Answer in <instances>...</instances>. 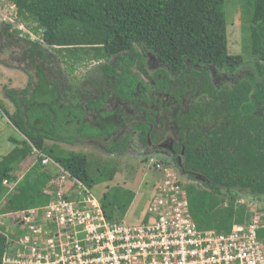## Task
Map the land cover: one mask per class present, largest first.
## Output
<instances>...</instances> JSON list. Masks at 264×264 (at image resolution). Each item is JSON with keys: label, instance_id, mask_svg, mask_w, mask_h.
<instances>
[{"label": "trees", "instance_id": "obj_1", "mask_svg": "<svg viewBox=\"0 0 264 264\" xmlns=\"http://www.w3.org/2000/svg\"><path fill=\"white\" fill-rule=\"evenodd\" d=\"M17 18L38 34L40 41L12 24L0 23V65L22 70L27 75L22 90L5 89L15 110L8 113L0 101V110L22 135L10 137L13 147L0 159V215L45 205L44 192L52 171L35 156L33 163L18 176L19 166L33 148L52 159L64 170L88 186L111 181L116 173L111 161L91 165L81 152L65 150L58 142L64 135L91 137L108 135L116 125L103 124L111 114L105 111L109 97L121 103L147 102L145 92H135L140 79L131 67L142 61L136 48L152 52L174 72L180 82L189 78L193 65L216 66L234 70L243 63L239 54L227 50L224 0H8ZM243 30L248 33V51L256 59L255 69L264 90V0H241ZM131 57L127 59V55ZM116 58L113 65H102L110 74V92H99L87 99L83 92H67L60 59L69 71L84 61ZM34 78L36 80L34 81ZM255 80L246 77L219 97L210 92L208 101L195 103L173 122L180 141L173 145L174 155L182 152L178 170L189 180L200 177L205 188L185 185L191 217L199 229L228 233L233 224L249 222L252 213L244 204L225 202L223 190L245 189L252 196H264V92ZM244 89L243 92H238ZM184 92H174L180 102ZM88 111L101 118L99 129L91 128ZM143 111V108H140ZM256 111V112H254ZM208 113L221 122L209 124ZM104 116H103V115ZM198 116V120L194 119ZM147 121L134 122L143 144L157 141L158 132ZM93 127V126H92ZM46 140L52 144H46ZM111 153L123 152L124 144L110 143ZM134 192L123 186L107 188L100 199L108 220L120 221L126 214ZM264 247V227L257 230ZM6 238L0 233V261Z\"/></svg>", "mask_w": 264, "mask_h": 264}, {"label": "built area", "instance_id": "obj_2", "mask_svg": "<svg viewBox=\"0 0 264 264\" xmlns=\"http://www.w3.org/2000/svg\"><path fill=\"white\" fill-rule=\"evenodd\" d=\"M33 154L51 166L44 189L49 200L0 215L6 238L0 264H264L257 236L264 214L233 224L228 233L199 229L189 211L187 182L167 172L141 223L108 220L90 186L35 148Z\"/></svg>", "mask_w": 264, "mask_h": 264}, {"label": "rangeland", "instance_id": "obj_3", "mask_svg": "<svg viewBox=\"0 0 264 264\" xmlns=\"http://www.w3.org/2000/svg\"><path fill=\"white\" fill-rule=\"evenodd\" d=\"M241 0H224L223 10L226 20L227 50L229 54H239L243 57V63L236 68L234 74L213 70V78L216 82L226 81L232 82L238 76L243 74H252L254 71L256 59L252 58L248 51V33L243 30V26L247 25V21H242ZM8 22L13 27L19 28L28 33L33 40L40 41L38 34L30 33V27L34 26L17 18L15 7L8 0H0V23ZM244 24V25H243ZM142 55V61L138 60L132 67V74L139 78L142 85H148L149 91L155 92L151 85L156 77L153 75L155 70L162 69L171 79L174 74L160 62L155 55L144 49V51L136 48ZM7 54L3 53L0 58H7ZM131 57L127 55V59ZM116 61L115 57L101 61H84L77 64L72 72L60 61H57L56 67L62 71V79L64 86H68L67 92H83L87 99L93 98L99 92H110L109 87L112 84V78L102 65H113ZM264 65V62H262ZM0 65V101L8 113H13L15 107L7 98L5 89L22 90L26 86L27 75L20 69L8 68ZM256 70V69H255ZM36 78H34V81ZM151 85V86H149ZM160 96H156L159 99ZM161 100V97H160ZM144 105L143 103H140ZM131 112H126V109ZM105 111L110 113V120H105L103 124L118 125L113 133L108 135H95L91 137L77 136L73 133L64 135L65 142H58L59 147L65 150L84 153L91 165L103 164L111 161L116 168V173L111 181L100 182L90 186L92 193L99 200L103 192L111 186H123L134 192V198L122 218V221L129 225H137L141 223L147 214L148 206L156 187L162 183L166 173H174L182 181L194 183L200 188H205L203 180L196 177L189 180L182 174L168 149L161 147H145L138 138V131L132 127V123L143 118L133 107L119 106L116 99L109 97ZM125 116L121 118L119 116ZM103 115V114H102ZM104 116V115H103ZM86 119L90 123L91 128L99 129L101 126V118L93 111H88ZM93 126V127H92ZM10 137L20 139L22 135L14 128L7 117L0 114V159L13 147ZM124 144L123 152L111 153L107 148L110 143ZM52 141L46 140V144H52ZM168 151V152H166ZM32 153L20 166L16 174L21 176L25 170L33 163L35 156ZM159 164L161 169L155 167ZM51 168V166H49ZM163 169H166L165 172ZM225 202L234 201L235 203L244 204L253 214H264V196H251L241 191L229 190L222 191Z\"/></svg>", "mask_w": 264, "mask_h": 264}, {"label": "flooded vegetation", "instance_id": "obj_4", "mask_svg": "<svg viewBox=\"0 0 264 264\" xmlns=\"http://www.w3.org/2000/svg\"><path fill=\"white\" fill-rule=\"evenodd\" d=\"M236 68L231 71L229 69H220L216 66L203 67L199 65H193V71L190 74V77L184 78L180 82L176 79L177 75L174 74V72H172L169 68L168 69L175 76L173 79H171L170 76L164 71H162V69L160 68L155 70L153 75L156 77V80H153L151 83V85L155 89V92L149 91L148 85H142L141 81L140 84H138L135 89V92H145V94L148 95L149 100L147 102L137 100L133 104L124 102L121 103V105L119 106L122 107L125 105L128 107H133L136 110H138L139 113H142L143 118L138 121H144V119L148 115L153 120V122L147 121V123L152 128H155V130L158 132L159 139L157 141L148 140V143L145 145V147L147 146L152 148L157 147V149H161V147H164L168 149L169 152L168 151L166 152H168V154L170 153L175 164L179 165L182 161L183 151H181V154L179 155H174L173 145L180 141V137L177 131H173L174 126L172 123L176 122V118L178 116L184 113L185 115H187V113L191 108L195 110V112L200 116L199 111L195 106V103L202 102L204 100L208 101L206 95L200 92H210L211 94L222 97L225 95V92H236V91H230V89H232L233 86L238 81L246 80L247 76L255 80L256 81L255 84L259 87L258 90H251V92H264L261 84L262 78L260 77L259 72L257 73L255 72L254 73L255 75L245 73L243 75L238 76L232 82H226V81L216 82L215 79L213 78V70L225 71L234 74ZM253 70L256 71L255 67ZM243 90L244 89H241L238 92H243ZM174 92H184L180 96L179 103H175V101L173 100ZM156 96H160L161 100L160 97L159 99H157ZM140 103H143L144 105H141ZM140 108H143L142 112L140 111ZM126 112L129 113L131 111L127 108ZM119 116L121 117V114H119ZM122 117L126 118L125 116ZM208 119L210 121L208 126L216 123L217 121L221 122L222 120L220 117L217 120L215 114L212 113H208ZM108 120H110V118H108L107 121ZM197 120H198V116L196 115L194 122ZM229 190H237L251 195L245 189L238 188V189H229ZM229 190L226 189L223 191H229Z\"/></svg>", "mask_w": 264, "mask_h": 264}, {"label": "crops", "instance_id": "obj_5", "mask_svg": "<svg viewBox=\"0 0 264 264\" xmlns=\"http://www.w3.org/2000/svg\"><path fill=\"white\" fill-rule=\"evenodd\" d=\"M5 70L8 69V68H4Z\"/></svg>", "mask_w": 264, "mask_h": 264}]
</instances>
